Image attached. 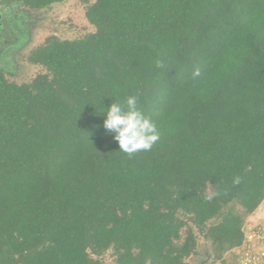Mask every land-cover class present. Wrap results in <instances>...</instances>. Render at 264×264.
<instances>
[{
	"label": "trees",
	"instance_id": "1",
	"mask_svg": "<svg viewBox=\"0 0 264 264\" xmlns=\"http://www.w3.org/2000/svg\"><path fill=\"white\" fill-rule=\"evenodd\" d=\"M84 15L92 32L23 56L43 69L30 80L0 64V264H189L197 235L225 262L264 199V0H94ZM129 95L160 132L132 157L103 112Z\"/></svg>",
	"mask_w": 264,
	"mask_h": 264
},
{
	"label": "rangeland",
	"instance_id": "2",
	"mask_svg": "<svg viewBox=\"0 0 264 264\" xmlns=\"http://www.w3.org/2000/svg\"><path fill=\"white\" fill-rule=\"evenodd\" d=\"M93 1L65 0L42 10L15 6L3 10L0 8V64L6 69V76L16 82H23L43 71L39 66L26 63L23 56L47 36L73 39L92 32L93 26L86 20L84 10ZM255 222H264V199L245 218V225ZM196 242V254L189 256L186 261L189 264H211L213 255L209 242L200 235H197ZM230 254L231 251L225 258ZM100 258L103 264H113L111 251L105 252Z\"/></svg>",
	"mask_w": 264,
	"mask_h": 264
},
{
	"label": "clouds",
	"instance_id": "3",
	"mask_svg": "<svg viewBox=\"0 0 264 264\" xmlns=\"http://www.w3.org/2000/svg\"><path fill=\"white\" fill-rule=\"evenodd\" d=\"M200 74L199 68L193 75ZM139 97L129 95L123 103L112 102L103 112L106 113L104 127L113 132L119 150L132 157L138 152L150 151L159 140L157 124L138 107Z\"/></svg>",
	"mask_w": 264,
	"mask_h": 264
},
{
	"label": "built area",
	"instance_id": "4",
	"mask_svg": "<svg viewBox=\"0 0 264 264\" xmlns=\"http://www.w3.org/2000/svg\"><path fill=\"white\" fill-rule=\"evenodd\" d=\"M228 256L225 262L216 264H264V222L246 224L243 244Z\"/></svg>",
	"mask_w": 264,
	"mask_h": 264
}]
</instances>
